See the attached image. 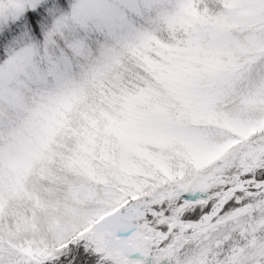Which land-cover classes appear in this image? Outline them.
<instances>
[{"label":"snow or ice","instance_id":"1","mask_svg":"<svg viewBox=\"0 0 264 264\" xmlns=\"http://www.w3.org/2000/svg\"><path fill=\"white\" fill-rule=\"evenodd\" d=\"M0 264H264V0H0Z\"/></svg>","mask_w":264,"mask_h":264}]
</instances>
